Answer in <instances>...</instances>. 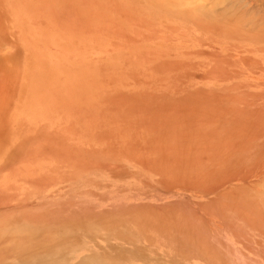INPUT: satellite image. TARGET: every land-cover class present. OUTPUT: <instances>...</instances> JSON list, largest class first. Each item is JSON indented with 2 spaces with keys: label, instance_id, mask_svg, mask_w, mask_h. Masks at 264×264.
Masks as SVG:
<instances>
[{
  "label": "rangeland",
  "instance_id": "obj_1",
  "mask_svg": "<svg viewBox=\"0 0 264 264\" xmlns=\"http://www.w3.org/2000/svg\"><path fill=\"white\" fill-rule=\"evenodd\" d=\"M0 264H264V0H0Z\"/></svg>",
  "mask_w": 264,
  "mask_h": 264
}]
</instances>
